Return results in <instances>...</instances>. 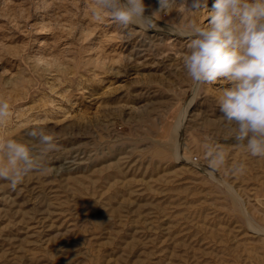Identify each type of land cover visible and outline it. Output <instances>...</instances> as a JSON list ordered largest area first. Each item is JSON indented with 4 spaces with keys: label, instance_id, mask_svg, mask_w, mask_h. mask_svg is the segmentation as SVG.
<instances>
[{
    "label": "rangeland",
    "instance_id": "rangeland-1",
    "mask_svg": "<svg viewBox=\"0 0 264 264\" xmlns=\"http://www.w3.org/2000/svg\"><path fill=\"white\" fill-rule=\"evenodd\" d=\"M214 2L172 0L145 30L97 22L93 0H0V138L57 146L48 171L0 179V264H264V157L231 138L230 83L182 63ZM205 145L226 156L215 179Z\"/></svg>",
    "mask_w": 264,
    "mask_h": 264
},
{
    "label": "clouds",
    "instance_id": "clouds-1",
    "mask_svg": "<svg viewBox=\"0 0 264 264\" xmlns=\"http://www.w3.org/2000/svg\"><path fill=\"white\" fill-rule=\"evenodd\" d=\"M92 16L102 21L109 16L123 28L138 24L145 30L158 27L156 12L166 10L172 0H158L159 9L146 16L144 0H93ZM193 11L207 10V0H188ZM210 18V20H209ZM207 26L192 22L187 31L188 51L182 56L183 67L199 86L223 79L230 83L218 97L226 122L234 125L231 138L253 157H264V0H215L207 11ZM10 116V106L0 100V124ZM32 147L13 139L0 138V179L12 190L33 171L45 172L47 153L56 149L53 135L33 128L28 133ZM209 175L226 163L224 151L205 145ZM198 165V161L194 160ZM242 173L244 165L234 166Z\"/></svg>",
    "mask_w": 264,
    "mask_h": 264
},
{
    "label": "bare ground",
    "instance_id": "bare-ground-1",
    "mask_svg": "<svg viewBox=\"0 0 264 264\" xmlns=\"http://www.w3.org/2000/svg\"><path fill=\"white\" fill-rule=\"evenodd\" d=\"M177 31H179V30H177ZM177 31H176V32H177ZM178 34H179V33H178ZM177 120H178V119H177ZM181 120H182V119H181ZM178 121H179V120H178ZM179 123H180V121H179ZM178 125H179V124H178Z\"/></svg>",
    "mask_w": 264,
    "mask_h": 264
}]
</instances>
